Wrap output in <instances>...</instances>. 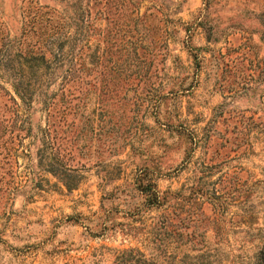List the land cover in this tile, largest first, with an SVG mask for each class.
Listing matches in <instances>:
<instances>
[{"label":"rangeland","instance_id":"374dc122","mask_svg":"<svg viewBox=\"0 0 264 264\" xmlns=\"http://www.w3.org/2000/svg\"><path fill=\"white\" fill-rule=\"evenodd\" d=\"M38 4L53 42L22 101L5 55ZM0 96L26 130L0 264H257L264 0H0Z\"/></svg>","mask_w":264,"mask_h":264},{"label":"trees","instance_id":"16d2710c","mask_svg":"<svg viewBox=\"0 0 264 264\" xmlns=\"http://www.w3.org/2000/svg\"><path fill=\"white\" fill-rule=\"evenodd\" d=\"M42 8L43 6L38 4L32 7L29 12L28 10L24 12L22 28L19 34L11 40L10 51L8 50V54L5 55L8 69L15 75V79L11 83L12 90L22 101H25L30 94V88L22 84L23 77L27 78L36 73L39 69L37 66L43 64L42 62L47 63V52H51L50 46L53 40L49 36L52 34V26L49 20L42 18ZM8 98L11 99V102H7L0 96V174L11 168V159L16 146L18 143L21 144L26 132V130L21 131L24 125L14 116L17 102L12 96ZM51 141L49 140L48 143L51 144ZM47 164V170L58 179H62L65 187L71 188L76 185V183L66 180L76 179L77 176L70 167L59 164L57 161H48ZM149 199H152L149 200L150 202H156L157 194L152 193V198ZM256 260L257 264H264V242L256 253Z\"/></svg>","mask_w":264,"mask_h":264}]
</instances>
